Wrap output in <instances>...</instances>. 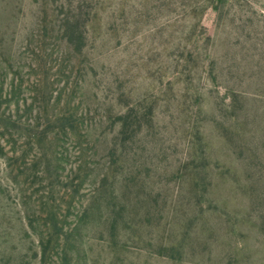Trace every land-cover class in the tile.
<instances>
[{
    "label": "rangeland",
    "instance_id": "rangeland-1",
    "mask_svg": "<svg viewBox=\"0 0 264 264\" xmlns=\"http://www.w3.org/2000/svg\"><path fill=\"white\" fill-rule=\"evenodd\" d=\"M0 111L78 123L0 157V264H264V0H0Z\"/></svg>",
    "mask_w": 264,
    "mask_h": 264
},
{
    "label": "trees",
    "instance_id": "trees-1",
    "mask_svg": "<svg viewBox=\"0 0 264 264\" xmlns=\"http://www.w3.org/2000/svg\"><path fill=\"white\" fill-rule=\"evenodd\" d=\"M77 24V20L76 23ZM69 40L67 43L69 44ZM127 115L128 113H124L123 115H119L118 117V131L116 132L115 136L113 137V145L109 150V154L111 156L115 155V152L119 151L120 157L123 156V149L127 141ZM33 124V123H32ZM78 126V123L72 120L71 113H62L60 115H56L53 119H47L46 124L43 125L41 132L38 131V126L36 125H28L25 124L24 126L21 123H17L11 114H5L4 112L0 111V157L7 156L8 153L11 154L10 159L16 158V151L14 150V138L20 137L19 135L24 134L25 137H28V140L31 138L37 140L38 142H43L46 138V135L49 133L54 132H64V133H73ZM40 133L44 134L43 138L40 139ZM79 137L82 141H84V134L78 133ZM9 142L12 143L9 145ZM8 148V149H7ZM21 157V156H20ZM9 158V157H8ZM84 182V180H82ZM77 185V189L82 187L83 182ZM75 192L78 193V190ZM71 205V204H70ZM44 206L49 208V211L45 215H39L36 219L42 223L43 230L40 235H37V243H38V252L33 253V258L37 259L38 261L45 260L48 251L51 249L57 248L59 245H63L65 248L69 244L70 237L67 234V227L65 226L64 221H60V218L56 215L53 211L54 204L45 202ZM92 208V205L89 204L82 209V217H85L87 212H89ZM78 217V215H77ZM23 223L28 227L33 229V219L30 217H24ZM22 222V221H21ZM75 223V222H74ZM75 228H78V223H75ZM62 260L70 261L71 258L69 254L66 252L62 253L61 256Z\"/></svg>",
    "mask_w": 264,
    "mask_h": 264
}]
</instances>
